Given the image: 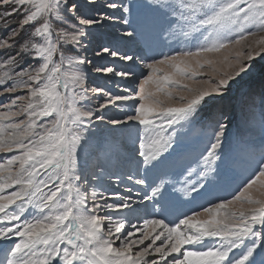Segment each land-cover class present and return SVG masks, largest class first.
Returning a JSON list of instances; mask_svg holds the SVG:
<instances>
[{
	"label": "snow or ice",
	"instance_id": "6c2138e0",
	"mask_svg": "<svg viewBox=\"0 0 264 264\" xmlns=\"http://www.w3.org/2000/svg\"><path fill=\"white\" fill-rule=\"evenodd\" d=\"M258 60L264 0H0V264H264Z\"/></svg>",
	"mask_w": 264,
	"mask_h": 264
},
{
	"label": "rangeland",
	"instance_id": "374dc122",
	"mask_svg": "<svg viewBox=\"0 0 264 264\" xmlns=\"http://www.w3.org/2000/svg\"><path fill=\"white\" fill-rule=\"evenodd\" d=\"M121 26L119 24H115L114 26L112 24L106 25V27L99 33V35H102L105 40L110 38L113 34H115V29L120 28ZM122 51H129L128 48H121ZM131 54V53H130ZM89 59H94L93 53L91 49L88 53H86ZM111 58H107V60H99L94 59V63L101 64L106 63L110 61ZM115 63L119 64V61H115ZM116 80H119V78H114ZM91 84H99L105 87H113L112 82L105 78L103 75L96 74V73H90V81ZM243 86L238 92H234L233 97L229 103V106L225 109L227 116L230 118V131L232 133H235L237 128V124L241 120L242 111L244 108L245 102L248 100V98L252 95L256 96L257 104H259V92L261 90V86L264 85V61H256L254 63V67L252 72L249 74L248 77L242 82ZM3 98L0 97V100ZM225 122H228L227 120ZM102 127V126H101ZM199 126L193 125L192 129L188 135V141L189 144L194 152L199 151L203 147V140L198 135ZM4 154H0V157H2ZM125 186L133 187L134 191L132 193L133 197L135 198V188L136 186L132 185L127 180L123 181V184L120 185L119 190L122 191ZM117 190L115 186L108 188V191H114Z\"/></svg>",
	"mask_w": 264,
	"mask_h": 264
}]
</instances>
